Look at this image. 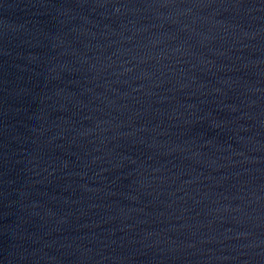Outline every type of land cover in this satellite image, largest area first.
<instances>
[{
	"label": "water",
	"instance_id": "1",
	"mask_svg": "<svg viewBox=\"0 0 264 264\" xmlns=\"http://www.w3.org/2000/svg\"><path fill=\"white\" fill-rule=\"evenodd\" d=\"M0 264H264V0H0Z\"/></svg>",
	"mask_w": 264,
	"mask_h": 264
}]
</instances>
